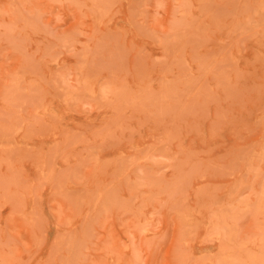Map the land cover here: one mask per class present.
<instances>
[{"label":"rangeland","instance_id":"obj_1","mask_svg":"<svg viewBox=\"0 0 264 264\" xmlns=\"http://www.w3.org/2000/svg\"><path fill=\"white\" fill-rule=\"evenodd\" d=\"M0 264H264V0H0Z\"/></svg>","mask_w":264,"mask_h":264}]
</instances>
